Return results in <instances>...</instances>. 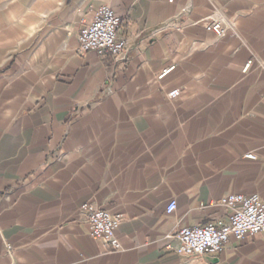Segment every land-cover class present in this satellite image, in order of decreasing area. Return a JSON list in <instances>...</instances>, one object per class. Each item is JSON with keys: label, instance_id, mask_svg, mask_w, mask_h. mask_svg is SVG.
Listing matches in <instances>:
<instances>
[{"label": "crops", "instance_id": "0c3cea01", "mask_svg": "<svg viewBox=\"0 0 264 264\" xmlns=\"http://www.w3.org/2000/svg\"><path fill=\"white\" fill-rule=\"evenodd\" d=\"M102 6L124 55L79 51ZM254 194L264 0H0V264H264V234L176 252L181 230L228 219L223 198ZM87 203L121 216L117 250L90 236Z\"/></svg>", "mask_w": 264, "mask_h": 264}, {"label": "built area", "instance_id": "2783aa9c", "mask_svg": "<svg viewBox=\"0 0 264 264\" xmlns=\"http://www.w3.org/2000/svg\"><path fill=\"white\" fill-rule=\"evenodd\" d=\"M122 20L114 9L109 6L100 7L91 22L81 20L82 28L78 34L79 51L82 53L96 52L98 55L110 53L121 56L128 51V44L118 37V30ZM228 23L220 16L215 15L206 22V30L218 38L224 37L228 32ZM253 65L249 61L245 66L247 72ZM164 72L160 78L166 76ZM180 96V90L168 94L170 99ZM249 160H256L255 154L246 156ZM221 205L230 210L226 221H218L206 226L190 227L180 231L177 236L179 248L176 252L185 257H202L205 255L220 254L224 251L231 239L241 241L247 236L264 234V200L254 194L230 195L221 200ZM87 214L90 236L102 241L107 251L119 248L116 236L122 224L119 214L102 210L91 204H84ZM177 209L175 201L170 202L167 213L173 214Z\"/></svg>", "mask_w": 264, "mask_h": 264}]
</instances>
